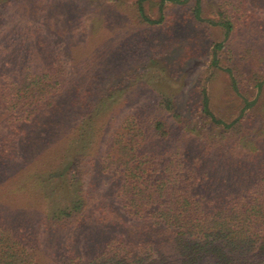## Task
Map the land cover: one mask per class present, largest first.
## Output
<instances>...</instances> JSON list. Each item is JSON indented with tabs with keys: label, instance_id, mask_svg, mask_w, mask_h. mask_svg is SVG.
Returning <instances> with one entry per match:
<instances>
[{
	"label": "rangeland",
	"instance_id": "obj_1",
	"mask_svg": "<svg viewBox=\"0 0 264 264\" xmlns=\"http://www.w3.org/2000/svg\"><path fill=\"white\" fill-rule=\"evenodd\" d=\"M137 1L0 0V224L20 229L27 211L38 229L69 205L78 246L87 227L106 240L104 220H130L111 146L133 133L156 157L131 175L138 185L199 162L217 194L262 179L250 195L264 215V0L142 1L158 23ZM155 119L169 135L156 138Z\"/></svg>",
	"mask_w": 264,
	"mask_h": 264
},
{
	"label": "trees",
	"instance_id": "obj_2",
	"mask_svg": "<svg viewBox=\"0 0 264 264\" xmlns=\"http://www.w3.org/2000/svg\"><path fill=\"white\" fill-rule=\"evenodd\" d=\"M142 1H137L141 18L149 23L160 22L143 14ZM229 29L230 25L226 27ZM202 104L207 111L205 98ZM162 122H149L156 138L169 135ZM136 135L111 146L119 152V164H126V183L119 198L130 220L123 213L116 220H104L105 226L98 229L101 233L111 230L106 240L102 234L90 238L92 228L86 226L88 230L81 236L89 241L78 246L80 237L75 232L82 224V215L72 216V206L47 212L43 225L31 230L27 211H21L20 229L6 226L4 221L0 224V264H264V215L251 206L254 202L260 205V199L250 195L262 179H253L251 186L247 180L246 191L240 190L246 182L241 183L239 178L229 190L227 183L221 181L225 188L217 194L212 187L211 165L198 166L199 162H195L181 170L184 174L177 179L152 177L145 179L143 186L138 185L131 175L136 170L153 171L156 157L140 145ZM256 166L261 169L263 165ZM144 206L146 210L142 209ZM70 219L76 225L71 227ZM62 230L71 235L60 242L42 240L40 236L45 232L58 235Z\"/></svg>",
	"mask_w": 264,
	"mask_h": 264
}]
</instances>
